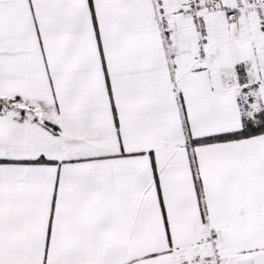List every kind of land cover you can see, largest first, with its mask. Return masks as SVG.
<instances>
[{"label": "snow or ice", "instance_id": "1", "mask_svg": "<svg viewBox=\"0 0 264 264\" xmlns=\"http://www.w3.org/2000/svg\"><path fill=\"white\" fill-rule=\"evenodd\" d=\"M0 264H264V0H0Z\"/></svg>", "mask_w": 264, "mask_h": 264}]
</instances>
